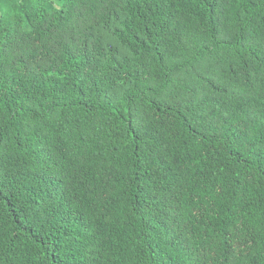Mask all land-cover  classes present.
I'll return each instance as SVG.
<instances>
[{"label":"trees","instance_id":"obj_1","mask_svg":"<svg viewBox=\"0 0 264 264\" xmlns=\"http://www.w3.org/2000/svg\"><path fill=\"white\" fill-rule=\"evenodd\" d=\"M0 264H264V0H0Z\"/></svg>","mask_w":264,"mask_h":264}]
</instances>
